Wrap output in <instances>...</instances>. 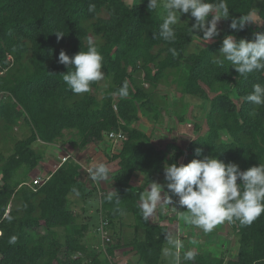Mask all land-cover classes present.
Segmentation results:
<instances>
[{"label": "trees", "instance_id": "obj_1", "mask_svg": "<svg viewBox=\"0 0 264 264\" xmlns=\"http://www.w3.org/2000/svg\"><path fill=\"white\" fill-rule=\"evenodd\" d=\"M90 3L95 5L93 12ZM227 3L231 18L256 9L263 22L238 31L237 40L251 41L254 33L264 31V0ZM147 4L148 0L135 4L126 0H0V97H5L0 101V135L21 123L30 128L26 138L1 148L10 154L0 153V264H111L89 250L84 238L90 224L79 220L76 201L68 197L85 199L91 194L82 165L69 156L43 183L28 181L29 173L44 160L46 146L62 138L65 130L76 133L78 140L73 142L81 148L100 143L111 132L124 135L113 156L119 168L110 173L120 204L108 201V192L102 193L99 225L101 218L107 220L112 238L115 233L120 236L124 215L132 214L135 236L126 244L120 238L112 241L107 253L124 248L143 264H163L169 226L143 220L137 208L143 188L132 184L136 171L164 176L166 163H180L179 149L167 155L135 124L140 115L159 122L168 113L167 101L157 92L160 85H175L181 105L183 98L209 103L208 130L188 144L191 157L184 164L208 155L234 162L241 170L264 163V106L246 100L254 84H264V72L237 79L239 74L230 63L222 68L212 63L223 41L219 26L215 41L192 53L187 49L197 33L189 25L174 26V42L154 38L163 17L157 10L150 12ZM55 31L65 34L59 42ZM89 36L97 43L102 71L109 79L101 98L93 92L98 81L87 93L74 94L63 81L68 68L57 62L61 50L70 56L86 51ZM170 48L176 49L175 56ZM125 81L129 95H113ZM253 110L254 117L249 114ZM184 115L183 110L180 122ZM197 148L203 150L200 157L195 155ZM229 222L238 235L235 254L217 257L210 251L196 252L195 260L185 262L182 252L179 264H264V214L250 226ZM12 236L14 244L9 243Z\"/></svg>", "mask_w": 264, "mask_h": 264}, {"label": "clouds", "instance_id": "obj_2", "mask_svg": "<svg viewBox=\"0 0 264 264\" xmlns=\"http://www.w3.org/2000/svg\"><path fill=\"white\" fill-rule=\"evenodd\" d=\"M160 0H148L147 8L155 12L160 8ZM165 15L159 25V32L153 33L154 38L166 42L176 40L174 26L182 14H190L195 23L189 28L202 41L209 43L220 35L218 24L222 20H229L230 12L227 0H165L163 3ZM89 11H95V5L89 4ZM211 16V20L208 17ZM258 23L255 9L249 10L240 17H232L230 29L242 31L246 25ZM57 40L65 34L55 31ZM87 50H81L75 55H68L61 50L58 63L68 68L67 74H62L63 81L74 94H84L90 90L93 82L104 78L102 71L103 56L98 51L97 43L89 36ZM173 56L177 54L175 48H170ZM225 62L245 79L254 72H264V31L254 33V39H236L234 35H225L219 54L214 55L212 63L217 67H224ZM113 95L126 98L129 95V85L125 81ZM246 100L255 106H264V84L256 83ZM255 116V110L249 113ZM195 155L200 157L203 150L197 148ZM89 179L94 183L107 182L111 169L104 162H97L85 169ZM165 185L150 181L144 185L139 193L137 208L143 220H153L158 206L176 205L175 208H186L182 219L185 223L201 229L204 233L212 232L218 225L227 221H238L241 226H250L257 218L264 214V163L241 170L234 162L225 163L215 156L195 158L189 163H171L164 166ZM239 181V183H238ZM142 183V181L140 182ZM166 189V190H165ZM75 191V189H73ZM175 198H178L174 200ZM106 199L117 206L120 198L117 192H108ZM121 215L123 210L117 207ZM16 242V237L9 239L10 244ZM168 247L162 249L164 255L175 249L177 261H180V251L184 248L177 233H165ZM196 252L188 249L183 251V261L195 260Z\"/></svg>", "mask_w": 264, "mask_h": 264}, {"label": "rangeland", "instance_id": "obj_3", "mask_svg": "<svg viewBox=\"0 0 264 264\" xmlns=\"http://www.w3.org/2000/svg\"><path fill=\"white\" fill-rule=\"evenodd\" d=\"M147 0H126L129 4H135L140 2H145ZM165 0H160V8L157 10L158 14L163 17L165 15V11L163 9V3ZM256 10V9H255ZM257 11V10H256ZM208 20H211V16L208 17ZM231 22V16L229 17V20H222L218 26L220 27L222 36L224 38L225 35H236L238 31L230 29L229 25ZM178 23H183L189 26H192L193 23H195L194 18H190V14H182L180 17V20H178ZM263 22L258 16V23H250L248 25H251L253 27L262 25ZM247 26V25H246ZM202 36V33H197ZM215 40L213 39L211 42L206 43L199 39L197 36L194 37L193 42L190 44V46L187 49L188 53L197 52L199 49L206 47L213 43ZM109 84V79L104 76L103 79L98 81V85L93 90L95 95L98 98H101L103 95V91L106 90ZM158 94L167 101V109L168 113L163 114V118L159 122H152L149 121L146 117L143 115H140V120L136 122V126L143 131H145L151 138L152 144L158 145L159 147H163L164 149L168 145L167 151L170 153V151H177L179 149L181 151V157L180 162L184 163L186 160H188L191 157V152L188 150V144L195 139L198 135H203L207 132L208 126L206 122V112L208 109V101H201L197 98H190L185 100L184 104H180L181 100V94L177 90L175 85L172 86H162L160 89L157 90ZM211 97L213 96L212 93L209 94ZM5 99L4 96L0 97V101H3ZM185 111V120L180 122L178 120V116L182 115V111ZM30 134V128L21 123L20 125L14 127L11 130H7L5 135H0V153H2L5 157H7L10 152L1 149L3 146H12L14 141L17 139L26 138ZM223 137L227 139V135L223 134ZM78 136L75 132L65 130V134L62 138L56 141V143L60 146H62V150L64 148L68 147V144H73L72 142H77ZM108 140V139H105ZM111 142V141H110ZM107 143V142H106ZM114 144L108 143L107 147L113 146ZM122 145V142L119 141L118 146ZM172 145V146H171ZM35 147H39L38 144L34 145ZM60 146L55 145V143L48 144L45 148V157L44 160H42L37 168H43L46 167V170H43L42 173L35 176V172L37 171V168H35L31 173H29V180L30 183L33 184H39V182L42 179H45V175H47V172H51L56 168L55 161L62 162L63 158L59 156V149H61ZM175 148H174V147ZM156 147V146H155ZM172 147V149H171ZM162 149V148H161ZM174 149V150H173ZM117 150V148H116ZM166 150V149H165ZM168 153V154H169ZM58 163V164H59ZM45 172V173H44ZM162 176V175H161ZM158 175V177L155 179L154 182L160 183L161 185H165L166 182L164 180V176L161 177ZM23 178L22 175L19 176V179ZM85 179V178H84ZM88 185V188L90 190L97 189L93 186L94 182L91 180L85 179ZM0 184H2L1 175H0ZM109 185V184H108ZM134 185H137L136 182ZM90 186V187H89ZM94 187V188H93ZM101 188V187H100ZM102 190V189H101ZM166 190V189H165ZM69 199H73L74 195L70 194ZM99 195L97 193L94 194V197L90 200L89 205L91 204V207H93V210L91 212H88L90 219H88V222L91 226V228H94L96 224L99 221V209H101V202H99ZM176 198L174 197V200ZM78 208L81 210L83 208L82 203L79 202L77 204ZM160 211L156 212V215L154 216V221H159V223H168L171 226V230L173 233H177L179 235V238L183 240H190L189 244L191 245V248L195 250L196 252H205L209 251V248H212V251L210 252L214 254L215 256H220L224 254L225 256H229V251H236L238 250V235L234 229V227L230 224L229 221L225 220L222 224L218 225L212 232L210 233H204L201 229H198L192 225H189L185 223V221L182 219V216L185 214L183 211H186V208H175L174 205H167V206H160ZM79 214H82L80 212ZM83 218L85 219V214L83 215ZM82 218V220H83ZM102 219V218H101ZM170 219V220H168ZM129 222L133 226L134 223V217L132 214H126L124 215V223ZM130 225V224H129ZM130 225V226H131ZM179 228V229H178ZM178 229V231H176ZM62 233V230H59ZM116 237H113V242L117 241L119 238L122 240L124 244L131 241L134 236L135 232L134 230H126L122 231L121 235L119 236L118 233H115ZM99 235V233H98ZM142 235V233L140 234ZM100 237V235H99ZM96 239V238H95ZM93 238V240H95ZM101 239V238H100ZM88 239L86 240V243ZM89 244V243H88ZM95 249L97 251L91 250L93 253H98L101 255V257L107 258L108 260L116 263H121L124 259V257H130L131 254H126V252H117L113 255H109L106 253V251L103 249V243L99 240L94 241L93 243ZM184 247H186V244H183ZM166 247L168 245L166 244ZM99 251V252H98ZM185 250L180 251V257L182 255V252ZM220 251V252H219ZM175 249H172V253L169 255L162 254L163 258V264H178V261L175 256ZM72 257H76L73 255ZM131 258V257H130Z\"/></svg>", "mask_w": 264, "mask_h": 264}, {"label": "crops", "instance_id": "obj_4", "mask_svg": "<svg viewBox=\"0 0 264 264\" xmlns=\"http://www.w3.org/2000/svg\"><path fill=\"white\" fill-rule=\"evenodd\" d=\"M162 86H165V85H160L159 89ZM105 139H108L107 135L105 136L104 140L101 141L100 143H97V144L90 143V144H88V145H86L85 147H82V148L79 147L78 144H75L74 142H72L73 144H68V147L64 148L63 150H62V148H63L62 146L58 145L57 143H55V145L61 147V149H59V156L61 158H63V161L69 156L75 158L82 165V167L84 168V175H83L84 178L87 179V180H90L88 175H87V173H86V171H85V169L87 167L91 166L94 163H97V162L106 163L109 166V168L111 169L110 173L111 172L115 173L118 170V168H119V166H118L119 160L118 159H114L113 156L116 155L119 152L121 146L120 145L118 146V144H117V145L111 146V148L107 147L108 143H111V142H110L109 139L108 140H105ZM155 146L158 149L162 148L161 150L165 151V153L167 155H169V156L176 152V151H173V152L170 151V153H169L167 151L168 145L165 148L166 150L163 147H159L158 145H155ZM116 148H117V150H116ZM171 149H172V147H171ZM58 163H59V161H57V162L55 161L54 165H56V168L54 170H52L51 172L50 171L47 172L46 173L47 175H45V177H48V175H50V173L54 172L58 168V166L60 165L61 162L59 164ZM43 170H46L45 166L43 168H37V171L35 172V176H37L38 174L42 173ZM157 177H158L157 174L153 175V176H148L146 173L136 171L134 173L133 177H132V184H133L134 187H142L143 188L144 185L147 184L148 182H150V181L154 182ZM141 181H142V183H140ZM135 182H136L137 185H134ZM93 184H94L93 186L97 189V191L95 189H92L91 190V194L85 199H80V198L77 199L78 197H73V199H72V200L76 201V204L74 205V208L76 209V211L78 213L82 212V214H79V220L82 223H86V222H88V219H90V217H89V215L87 213L91 212V210H93V207H91V204L89 205V203H90V200L94 197V194L97 193L99 195V198H101L102 193H106V192H110V191L113 192V190H114V181H113L111 176H110V178H109V180L107 182L93 183ZM89 190H90V188H89ZM176 199L178 200V198H176ZM79 202H81L82 206H83V208L81 210L77 206V204ZM99 202H100V199H99ZM174 206H176V205H174ZM160 210H161L160 206H158L156 212H159ZM84 214H85V219L83 218ZM82 218H83V220H82ZM168 220H170V219H168ZM99 221H100V218H99ZM99 221H98V223L96 224V226L94 228H91V226H89V230L85 233L86 235H85L84 241L86 243V240L88 239L87 242L89 244L88 243H86V244H87L89 250L91 249V250L97 251L95 249L96 247H94L93 243L96 240H99L101 242V239H100V237L98 235V232H97V227L99 225ZM150 221H151V223H154V224L155 223H159V221H154V220H150ZM129 224L131 225V223L125 221V225L123 227L124 231H126V230H134L132 225L130 226ZM162 224L168 225L169 226V230L168 231L171 230V226L168 223L165 222V223H162ZM178 229L176 231H178ZM93 238L94 239L96 238V239L93 240ZM181 240H182L183 244H186V247H184L183 250H188V249L193 250L191 248V245L189 244L192 241H190V240L186 241V240H183L182 238H181ZM124 250H126V249H124V248L117 249V251H120V252L121 251L124 252ZM210 250L212 251V248H209V251ZM229 252H230V255H232V254H235L237 252V250L234 251V252H232V251H229ZM130 256H132L134 260L137 258V256H134V255H130ZM217 257H219V256H217ZM140 264H143V263H140Z\"/></svg>", "mask_w": 264, "mask_h": 264}, {"label": "built area", "instance_id": "obj_5", "mask_svg": "<svg viewBox=\"0 0 264 264\" xmlns=\"http://www.w3.org/2000/svg\"><path fill=\"white\" fill-rule=\"evenodd\" d=\"M107 138L114 144L117 145L119 143V141H121L124 138V135L121 132H111L109 134H107ZM44 179H42L39 183H43ZM98 233L100 235L101 241L103 243V249L106 251L107 253V248L109 246H111L113 238H112V231L108 226V221L101 219L100 225L98 227ZM119 253L120 251H117V249L115 250L114 253ZM131 257V258H130ZM130 257H124L123 261L120 263H116V262H112L111 264H140L142 263L141 261H139L138 258H136L135 260L133 259L132 256ZM179 264V261H178Z\"/></svg>", "mask_w": 264, "mask_h": 264}]
</instances>
